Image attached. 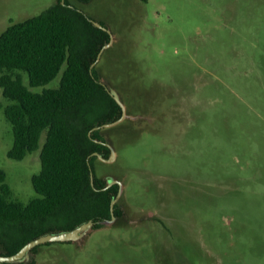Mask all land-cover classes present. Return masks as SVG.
Wrapping results in <instances>:
<instances>
[{"label": "rangeland", "instance_id": "rangeland-1", "mask_svg": "<svg viewBox=\"0 0 264 264\" xmlns=\"http://www.w3.org/2000/svg\"><path fill=\"white\" fill-rule=\"evenodd\" d=\"M55 2L0 0V35ZM72 2L113 35L95 66L128 118L98 174L122 183L124 218L19 264H264V0ZM8 104L1 96L0 170L28 203L40 150L8 158Z\"/></svg>", "mask_w": 264, "mask_h": 264}, {"label": "trees", "instance_id": "trees-1", "mask_svg": "<svg viewBox=\"0 0 264 264\" xmlns=\"http://www.w3.org/2000/svg\"><path fill=\"white\" fill-rule=\"evenodd\" d=\"M93 21L72 0H57L40 14L11 23L0 35V97L10 102L4 115L14 136L8 158L21 161L40 150L41 162L32 177L36 196L28 203L12 199L7 175L0 170V229L12 234L8 243L0 240L2 256L18 253L42 235L89 221L99 229L112 219L111 201L120 187L107 188L111 180L98 174V164L105 163L94 153L110 158L107 145L114 140L108 134L123 123L89 133L120 119L122 109L97 67L91 70L111 39ZM59 76L57 87L45 88ZM114 215L119 223L124 218L118 203Z\"/></svg>", "mask_w": 264, "mask_h": 264}, {"label": "water", "instance_id": "water-1", "mask_svg": "<svg viewBox=\"0 0 264 264\" xmlns=\"http://www.w3.org/2000/svg\"><path fill=\"white\" fill-rule=\"evenodd\" d=\"M65 0H62V3L64 4ZM94 26H96L97 28H100L106 32H108L110 34V42L105 45L103 47V49L100 51L99 55H98V59L96 61V63L100 60L102 53L104 52L105 49H107L108 47L111 46L112 42H113V35L111 33V31L107 28L104 27L103 25H101L99 22L97 21H93ZM96 63H94L91 66V70L94 68V66L96 65ZM111 97L116 101V103L121 107L122 109V116L120 119H118L117 121L113 122V123H109V124H105L99 127H95L94 129H92V131H90L89 136L91 135V133L95 130L101 129V128H110L113 126H116L118 124H120L122 121H124L125 119L128 118L127 112H126V106L124 104V102L122 101L119 93L115 90V89H108ZM110 150H111V155L109 159H104L102 157V155L98 154V153H94L95 156H98V158L105 162V163H113L116 159V151L115 149L111 146V145H107ZM91 181H92V185H93V174L91 173ZM114 184H118L120 189L118 192V195L116 198H114L111 201V214H112V219L110 221H108L109 223H112L116 220V217L114 215V208L116 203L118 202L120 196H121V187H122V183L118 180H114L112 179L109 182V185L107 188L113 186ZM105 188V189H107ZM104 189V190H105ZM94 226V222L89 221L87 223H84L80 226H78L77 228L71 230V231H62V232H58V233H49V234H45L42 235L40 237H38L37 239H34L33 241H30L29 243H27L24 247H22V249L11 256H2L0 255V262H5V263H12V264H17V263H21L23 262L27 257L28 254L38 245L41 244H45V243H55V242H76L82 238H84V236L86 235L87 231L92 228Z\"/></svg>", "mask_w": 264, "mask_h": 264}, {"label": "flooded vegetation", "instance_id": "flooded-vegetation-1", "mask_svg": "<svg viewBox=\"0 0 264 264\" xmlns=\"http://www.w3.org/2000/svg\"><path fill=\"white\" fill-rule=\"evenodd\" d=\"M115 180V179H114ZM115 185V184H114ZM117 204V203H116ZM28 258V257H27ZM17 264H19V263H17Z\"/></svg>", "mask_w": 264, "mask_h": 264}]
</instances>
